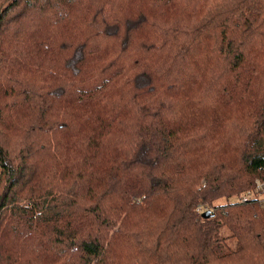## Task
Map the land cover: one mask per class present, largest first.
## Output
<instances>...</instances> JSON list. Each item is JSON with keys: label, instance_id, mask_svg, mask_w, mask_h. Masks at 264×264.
Listing matches in <instances>:
<instances>
[{"label": "trees", "instance_id": "1", "mask_svg": "<svg viewBox=\"0 0 264 264\" xmlns=\"http://www.w3.org/2000/svg\"><path fill=\"white\" fill-rule=\"evenodd\" d=\"M258 183L264 0H0V264H264Z\"/></svg>", "mask_w": 264, "mask_h": 264}, {"label": "rangeland", "instance_id": "2", "mask_svg": "<svg viewBox=\"0 0 264 264\" xmlns=\"http://www.w3.org/2000/svg\"><path fill=\"white\" fill-rule=\"evenodd\" d=\"M7 147H8L9 150H11V152L17 150V145L12 144V142ZM203 183H205V180H203ZM260 184L263 185V183H260ZM257 186H258V184H257ZM257 186L254 189L248 190L245 193L242 192L240 194H233L231 196H224L221 199H218L215 202V204H217V205H229V204H232V203H236V202L239 201L240 198H242L245 195H249L251 197L248 201H250L252 199H256V198H264V193L263 194L262 193H258ZM258 194H260L259 197H258ZM241 203H245V202H241ZM205 211H207V209H205ZM202 216H203V214H202ZM228 233H229L228 230H224L222 232V237H225ZM224 245H226V246H228L230 248H235L236 247V243H234L232 241H228Z\"/></svg>", "mask_w": 264, "mask_h": 264}, {"label": "built area", "instance_id": "3", "mask_svg": "<svg viewBox=\"0 0 264 264\" xmlns=\"http://www.w3.org/2000/svg\"><path fill=\"white\" fill-rule=\"evenodd\" d=\"M260 183H258V186H257V190H259L262 186L261 184L259 185ZM251 197L249 195H245L243 196L242 198L239 199L238 202H248V200L250 199Z\"/></svg>", "mask_w": 264, "mask_h": 264}, {"label": "water", "instance_id": "4", "mask_svg": "<svg viewBox=\"0 0 264 264\" xmlns=\"http://www.w3.org/2000/svg\"><path fill=\"white\" fill-rule=\"evenodd\" d=\"M211 215H212V214H211V211H209V210H207V211H205V212L203 213V217H204V218H209Z\"/></svg>", "mask_w": 264, "mask_h": 264}]
</instances>
